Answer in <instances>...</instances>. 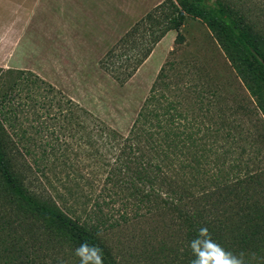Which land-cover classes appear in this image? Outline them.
<instances>
[{"label": "trees", "instance_id": "1", "mask_svg": "<svg viewBox=\"0 0 264 264\" xmlns=\"http://www.w3.org/2000/svg\"><path fill=\"white\" fill-rule=\"evenodd\" d=\"M209 2L163 1L120 39V53L106 54L104 67L123 83L169 31L176 32L174 44L182 43L179 29L187 16L200 19L264 121V31L224 0H216L210 11ZM172 68L167 60L161 66L126 137L100 122V202L82 221L60 208L47 190L29 186L27 157L35 143L23 126L32 127L35 118L29 121L25 114L32 110L35 115L38 105L30 86L54 88L32 72L0 68V76L16 74L0 97V264H45L48 251H54L56 264L62 259L80 264L75 249L84 242L102 249L104 264H120L106 234L147 216L165 219L169 230L154 264H191L187 244L202 226L225 249L243 253L246 264H264V168L256 166L257 136H235L218 106L190 108V98L195 106L211 99L215 103L212 88L191 84V79L183 87L172 85ZM22 91L32 95L29 101L15 102ZM76 118L71 113L73 136L79 135ZM85 142L96 146L92 136Z\"/></svg>", "mask_w": 264, "mask_h": 264}, {"label": "rangeland", "instance_id": "2", "mask_svg": "<svg viewBox=\"0 0 264 264\" xmlns=\"http://www.w3.org/2000/svg\"><path fill=\"white\" fill-rule=\"evenodd\" d=\"M129 1L136 8L141 5V0L135 5L133 0H70L66 9H57L52 8L49 0H44L28 27V41L20 45L9 63L11 70L32 72L55 90L50 92L42 86H30L38 105L33 109L35 115L32 110L25 114L29 121L35 118L32 127L26 122L23 126L27 128L26 135L35 143L30 148L32 155L27 157L31 166L29 186L35 191L37 188L47 190L60 208L80 221L97 200L100 202L103 163L100 161V122L126 137L166 60L173 63L168 73L172 85L183 87V81L191 79L188 81L191 84L212 88L215 103L211 99V103L205 101L195 106L190 98L187 102L192 105L190 108H204L208 104L218 106L225 110V118L233 124L235 136L239 133L257 136L254 152L260 162L256 166L264 168V121L258 111H254L253 99L200 19L187 16L179 29L182 43L174 44L176 32L164 36L165 40L155 46L127 81H117L104 67L106 54L110 50L120 53V49H116L118 42L141 19L139 12L136 17H129ZM163 1L150 0L147 6H158ZM174 2L178 4V0ZM224 2L264 31V0ZM209 4L210 11L216 0H210ZM3 10L0 8L5 19L7 13ZM15 78L13 73L0 76V97ZM32 95L28 91L19 92L15 102H28V96ZM71 113L77 117L75 123L79 126L76 136L69 123ZM90 130H93L94 147L85 142L91 137ZM90 151L98 154L92 157ZM165 225V219L147 216L112 229L105 238L120 264H154L153 258L159 256L161 242L169 240ZM41 254L37 252L38 256ZM45 255V264H56L54 251ZM69 256L66 254L65 258ZM63 261L60 264L69 262Z\"/></svg>", "mask_w": 264, "mask_h": 264}, {"label": "crops", "instance_id": "3", "mask_svg": "<svg viewBox=\"0 0 264 264\" xmlns=\"http://www.w3.org/2000/svg\"><path fill=\"white\" fill-rule=\"evenodd\" d=\"M70 0H49L52 8H67ZM163 1V0H161ZM165 1V0H164ZM44 0H0V8H4L6 18L0 11V68L10 69L9 63L13 59L14 54L20 49V45L28 41V27L38 15V11ZM137 0H133L134 5ZM147 2L150 0H141L139 8L131 6V1L127 7L129 17H136V13H140L142 18L149 9ZM159 4V3H158ZM126 5V4H124ZM55 12V11H54ZM57 20V14L54 16V23ZM175 31H169L167 35ZM163 37L160 42L165 38ZM165 40V39H164ZM148 59V58H147Z\"/></svg>", "mask_w": 264, "mask_h": 264}, {"label": "clouds", "instance_id": "4", "mask_svg": "<svg viewBox=\"0 0 264 264\" xmlns=\"http://www.w3.org/2000/svg\"><path fill=\"white\" fill-rule=\"evenodd\" d=\"M193 259L191 264H246L244 254H236L225 249L213 239L206 226L200 227L196 235L188 241ZM80 264H104L102 249L97 245L84 242L75 249Z\"/></svg>", "mask_w": 264, "mask_h": 264}]
</instances>
